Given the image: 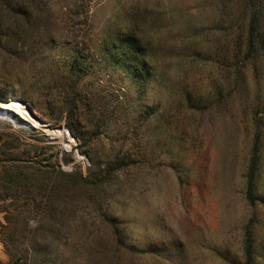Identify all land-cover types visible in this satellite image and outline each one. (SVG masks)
I'll return each instance as SVG.
<instances>
[{"label":"rangeland","instance_id":"rangeland-1","mask_svg":"<svg viewBox=\"0 0 264 264\" xmlns=\"http://www.w3.org/2000/svg\"><path fill=\"white\" fill-rule=\"evenodd\" d=\"M8 1L0 94L60 132L20 127L0 109V264H248V242L251 264H264V50L248 47L253 1ZM261 21L264 32V0ZM70 125L81 153L64 149L58 126ZM117 160L121 169L102 171ZM53 165L95 182L61 191Z\"/></svg>","mask_w":264,"mask_h":264},{"label":"trees","instance_id":"trees-1","mask_svg":"<svg viewBox=\"0 0 264 264\" xmlns=\"http://www.w3.org/2000/svg\"><path fill=\"white\" fill-rule=\"evenodd\" d=\"M251 1H253L250 3V6L252 7V13L250 16V20L248 24V33H247L249 51H252L254 49L257 51L261 48L264 50V32H263L262 21H261V10H262L263 0H251ZM13 4H14V0L8 1V3H6L7 6H10ZM10 11L12 12L13 15H15V13H20L22 15L26 13L25 11L15 12L13 9H10ZM0 97L5 98L6 96L0 94ZM8 101L9 100H6V101L0 100V109L3 112L13 110L15 114L17 115V120L20 124V127L26 126L31 131H44L45 134H49L52 136H57L59 134L60 131H58V129L52 128L46 122L34 119L33 115H31L29 113L30 111H28L27 107H25L26 102L13 100V102L18 104L19 106L17 107V110H15V107L13 108V105L9 104ZM63 131L64 133H66L67 140H68V142L66 141L67 144L64 149L66 151L76 153L77 150H75L74 147L71 146L69 141L76 140L75 137L81 138V136L79 135V132H76L72 127H71V131L74 134V136L69 133V129H67L66 127H64ZM60 137L61 135H59V138ZM64 161L65 162L69 161L67 159V156L64 158ZM122 164H124L123 160L109 162L102 171L109 174L114 170L121 169ZM56 167H58V172L60 173V175L63 178H66L65 183L58 181L53 185L55 188L61 189V191L70 190V189L78 187L79 185L90 184V183L95 182V180H93L94 178H91L90 175L88 177L87 176L85 177L82 174L76 171H73V170L70 172H66L60 168V165L59 166L53 165V168H56ZM259 171H260V142H259V136L256 135V138L254 140L253 150L251 153V158H250L248 168H247V173H246V182H247L246 198L250 204H254L258 201L257 179L259 176ZM61 187H64V188H61ZM109 220L113 222L112 219H109ZM115 235H116L117 242L119 244L123 243L118 228H115ZM149 252L155 253V254L158 253V251H155L153 249L149 250ZM252 253H253L252 244L251 242H248L245 244V254L248 260V264H251V261L253 258Z\"/></svg>","mask_w":264,"mask_h":264},{"label":"water","instance_id":"water-1","mask_svg":"<svg viewBox=\"0 0 264 264\" xmlns=\"http://www.w3.org/2000/svg\"><path fill=\"white\" fill-rule=\"evenodd\" d=\"M0 100H3V101H6L7 100V98H1L0 97ZM26 102V101H25ZM26 104L28 105V107L30 108V110H31V112L36 116V117H38L37 115H36V113L34 112V110L32 109V107L26 102ZM39 118V117H38ZM39 120L40 121H43L44 122V120H42L41 118H39ZM59 128H64V126H58ZM69 133L70 134H72L73 136H74V134L72 133V131L69 129ZM46 136V135H45ZM46 138H48L47 136H46ZM49 139V138H48ZM77 152H79V153H81L79 150H77Z\"/></svg>","mask_w":264,"mask_h":264},{"label":"built area","instance_id":"built-area-1","mask_svg":"<svg viewBox=\"0 0 264 264\" xmlns=\"http://www.w3.org/2000/svg\"><path fill=\"white\" fill-rule=\"evenodd\" d=\"M15 264H24L23 260H18Z\"/></svg>","mask_w":264,"mask_h":264}]
</instances>
